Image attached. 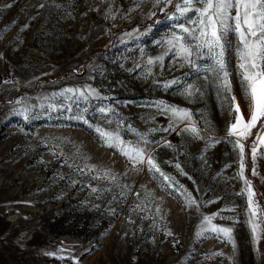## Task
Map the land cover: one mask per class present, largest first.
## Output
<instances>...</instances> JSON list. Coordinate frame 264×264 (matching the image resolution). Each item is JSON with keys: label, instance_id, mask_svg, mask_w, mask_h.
Listing matches in <instances>:
<instances>
[{"label": "rangeland", "instance_id": "obj_1", "mask_svg": "<svg viewBox=\"0 0 264 264\" xmlns=\"http://www.w3.org/2000/svg\"><path fill=\"white\" fill-rule=\"evenodd\" d=\"M177 2L0 0V264H264V146L257 144L255 161L251 155L259 125L243 141L260 224L254 240L235 137L225 139L234 115L228 94L215 73L204 71L210 59L196 61L199 71L181 66L167 43L193 15L181 17ZM230 39L231 95L247 119ZM171 81L177 83L166 88ZM188 85L199 91L184 95ZM86 86L100 98L58 95ZM160 101L188 109L201 138L181 132L184 124L164 131L171 120ZM101 107L113 112L105 116ZM80 114L88 123L74 118ZM118 122L124 140L136 143L140 133L152 142L161 170L199 207L95 131L115 130ZM204 216L233 229L235 248L202 231Z\"/></svg>", "mask_w": 264, "mask_h": 264}, {"label": "snow or ice", "instance_id": "obj_2", "mask_svg": "<svg viewBox=\"0 0 264 264\" xmlns=\"http://www.w3.org/2000/svg\"><path fill=\"white\" fill-rule=\"evenodd\" d=\"M157 3H159V0H157ZM166 3L172 4L173 0H166ZM174 7L181 17L189 12L193 15L188 17V26H185V24L179 25L182 34H174L167 41L171 45V50L183 61L181 66L187 64L196 71H199L201 67L197 64V60L210 59L212 64L205 68L204 71L215 73L220 82L219 87L228 94L226 99L229 100L231 113L234 115L225 139L235 137L233 146L234 149L238 150L240 156L238 176L244 181L246 186L244 191L247 193L249 223L253 239L259 240L260 224L256 220L257 211L253 200L255 193L252 191L251 181L244 176L245 145L243 141L252 136V129L257 128L259 125V130L256 133V139L251 149L252 159L255 161L258 155L257 144L264 146V0H179V2L174 4ZM152 14L155 15V13ZM230 37H235V54L241 85L245 98L248 100L247 119L241 112L236 97L231 95L230 73L225 59L226 52L233 45ZM157 59L162 60L163 58L157 57ZM154 62L151 58L148 60L149 65ZM174 83H177V81H171L164 86L167 88ZM198 91L199 89H196L193 85H188L183 94L191 97ZM58 95L65 96L67 99L76 97L77 100L82 99L85 102H88L90 97L100 98V93L91 86H86L84 89L68 88ZM157 106L162 111L170 113L171 123L168 128L163 129L164 131L175 130L174 125L184 124V127L180 130L181 132H189L195 138H201V130L197 127L196 121L193 120L192 113L188 109L168 105L163 101L157 102ZM40 107H44V105L41 104ZM48 107L55 110L57 106L49 104ZM29 111L30 109L25 108L20 115L27 120ZM99 111L105 116L113 112L111 108L106 107H101ZM74 118L88 123L84 119L83 114ZM108 123L111 124L112 121L109 120ZM121 126L122 122H118L117 128L111 131L97 126L95 131L108 147L117 148L134 166L136 164H146L150 172L158 173L160 177H163V180L167 182V187L177 185L179 189H182L189 206L195 205L199 207L192 193L188 192L182 184H179L175 176L166 174L161 170L155 156L148 148V145L152 142L148 141L140 133H137L140 139L136 143L124 140L120 135ZM89 127H92V125H89ZM128 127L131 128V126ZM131 130L135 131L134 129ZM140 141H142V144ZM167 146L172 147L170 143ZM175 167L181 174H184L180 164L177 163ZM89 170L91 171L92 169L90 168ZM80 171H83V169H80ZM253 174H256L254 168ZM108 175L109 173H105V176ZM111 178L115 180V176ZM92 191L96 192L98 189L92 188ZM213 219L214 216L203 217L207 229L202 228V231L210 230L217 233L218 238L222 235L235 248V241L232 236L233 229L231 227H219L213 224ZM197 235H201V233H197ZM214 255H223V253H214Z\"/></svg>", "mask_w": 264, "mask_h": 264}]
</instances>
